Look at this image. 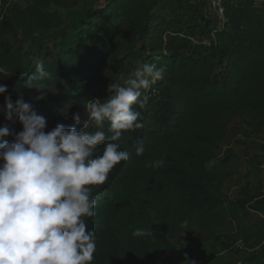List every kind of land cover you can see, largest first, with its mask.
I'll use <instances>...</instances> for the list:
<instances>
[{
  "label": "trees",
  "instance_id": "trees-1",
  "mask_svg": "<svg viewBox=\"0 0 264 264\" xmlns=\"http://www.w3.org/2000/svg\"><path fill=\"white\" fill-rule=\"evenodd\" d=\"M184 1L106 0L80 13L77 0L1 3L4 118L5 95L13 104L18 99L10 89L15 82L33 108L45 101L34 110L46 118V132L57 124L81 130L74 112L109 98L106 75L123 85L141 63L164 69L163 79L142 90L144 107L133 106L143 126L116 141L128 159L105 184L92 186L100 197L96 215L84 217L96 232L92 264H162L166 249L218 240L224 248L241 240L247 264H264V192L244 188L240 199L227 202L223 182L231 156L217 153L235 118L253 129L264 126V9L255 0H221L223 18L215 14L213 21L196 17ZM73 14L77 23L65 28ZM34 58L48 76L37 77ZM16 122L6 119L0 128L14 132ZM96 130L91 123L86 128ZM104 131L111 135L107 123ZM141 142L144 153L137 155ZM157 159L164 166H146ZM184 221L187 228L180 227ZM137 228L151 235L133 237Z\"/></svg>",
  "mask_w": 264,
  "mask_h": 264
},
{
  "label": "clouds",
  "instance_id": "clouds-1",
  "mask_svg": "<svg viewBox=\"0 0 264 264\" xmlns=\"http://www.w3.org/2000/svg\"><path fill=\"white\" fill-rule=\"evenodd\" d=\"M34 65L38 78L48 76L42 62L34 58ZM163 74V68L141 63L122 78L123 85L109 87V98L86 102L94 132L84 130L90 123L81 130L57 124L46 132V118L30 103L21 96L13 104L11 95H5V117H15L22 130L0 128V138L13 136L11 141L0 139V264H92L96 232L84 219L96 215L100 199L92 186L105 184L113 168L128 159L129 153L116 141L123 132L143 126L141 112L133 106L144 107L147 96L142 90L163 79ZM6 92L7 85H0V94ZM73 119L79 123V114ZM106 123L111 133L107 138ZM101 143L104 150L96 155ZM136 153L143 155L142 142ZM146 166L159 168L164 161ZM180 227L187 228V221ZM132 235L151 232L137 228ZM184 255L183 264H196Z\"/></svg>",
  "mask_w": 264,
  "mask_h": 264
},
{
  "label": "rangeland",
  "instance_id": "rangeland-1",
  "mask_svg": "<svg viewBox=\"0 0 264 264\" xmlns=\"http://www.w3.org/2000/svg\"><path fill=\"white\" fill-rule=\"evenodd\" d=\"M3 1L19 2L24 4L25 0H0V18L2 17L1 3ZM106 0H77L74 7L75 12H83L88 7H100ZM213 0H185L184 6L190 5L196 17H208L213 21L217 20L214 9L212 7ZM255 3L260 8L264 9V0H255ZM75 16L68 15L65 22V28H72L69 24L75 23ZM77 23V22H76ZM112 73L106 75L104 86L110 87L107 84H118ZM11 90L15 92V98H20L22 95L15 86V82L11 84ZM30 87L25 91L29 92ZM32 90V89H31ZM24 99V98H23ZM45 106V101L36 103L34 109H41ZM46 111V110H45ZM79 114L82 128L85 123H88L89 114L84 109L77 110L74 114ZM0 122H6V117L0 116ZM14 132L22 130V125L17 120ZM231 129L225 140L218 146L217 153L219 157L224 154L231 156L229 165L227 166V176L223 182L224 197L227 202H236L242 196V189L247 188L252 193L264 192V126L259 129H253L242 120L235 118L232 122ZM88 127V126H87ZM85 127V131L86 128ZM21 128V129H20ZM5 140H13V136L5 137ZM2 163V162H0ZM255 218L260 216L255 214ZM254 220V218H252ZM251 221L245 220L246 224ZM222 240V239H221ZM223 243L211 241L199 245L180 246L177 248L166 249V260L162 264H183L185 253L188 259L196 261V264H247L249 252L241 240L230 244L224 248Z\"/></svg>",
  "mask_w": 264,
  "mask_h": 264
},
{
  "label": "built area",
  "instance_id": "built-area-1",
  "mask_svg": "<svg viewBox=\"0 0 264 264\" xmlns=\"http://www.w3.org/2000/svg\"><path fill=\"white\" fill-rule=\"evenodd\" d=\"M212 7L214 9V13L218 17L219 21L223 18L224 6L221 4V0H213Z\"/></svg>",
  "mask_w": 264,
  "mask_h": 264
}]
</instances>
